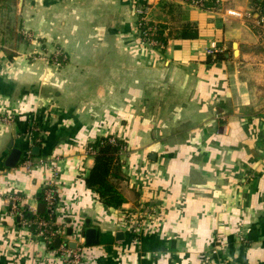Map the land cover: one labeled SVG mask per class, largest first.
<instances>
[{
    "label": "crops",
    "instance_id": "1",
    "mask_svg": "<svg viewBox=\"0 0 264 264\" xmlns=\"http://www.w3.org/2000/svg\"><path fill=\"white\" fill-rule=\"evenodd\" d=\"M31 2L42 5L30 8L34 32L68 58L37 70L16 57L13 77L0 68V112L11 117L0 121V264H66L57 239L82 245L81 264H264V31L246 15L257 0L207 8L148 0L149 18L171 33L161 49L141 42L136 0ZM185 23L197 37L177 36ZM211 42L218 59L204 51ZM108 135L127 148L119 208L85 182L88 147ZM13 147L22 157L9 167ZM28 158L58 163L64 233L53 246L5 201L14 194L47 210L39 203L51 172L45 164L28 172ZM140 164L141 184L133 178ZM132 212L143 218L137 236L125 218ZM89 227L96 242L85 240Z\"/></svg>",
    "mask_w": 264,
    "mask_h": 264
},
{
    "label": "built area",
    "instance_id": "2",
    "mask_svg": "<svg viewBox=\"0 0 264 264\" xmlns=\"http://www.w3.org/2000/svg\"><path fill=\"white\" fill-rule=\"evenodd\" d=\"M203 0H194V3L197 4L202 2ZM257 5L255 7L254 12H248L247 17L253 18L254 23L261 27L264 31V0H257ZM150 3L148 0H136L135 11L138 13L137 22H136V31L141 39V42L148 47L153 48H164V45L158 42L153 38L154 29L149 27L142 29L141 26L143 21L149 19V10ZM255 15V16H253ZM219 46L216 42H211L210 44L204 47V51L207 54L213 55L218 52ZM11 120L10 115H5L2 111L0 112V121L8 122ZM110 141L115 142L114 137L110 138ZM88 152L90 154L94 153V149L92 146L88 147ZM30 155V154H29ZM28 155V156H29ZM47 162V163H46ZM44 161L40 160L35 163L31 158L25 160L24 164L26 166V170L31 172L36 165L45 164L50 170L51 174L46 179L44 183L43 192H42V200L46 204L47 210L50 216H54L55 220L52 218H43L38 216V210L36 207L28 205L26 207L20 204V197L18 195H9L5 201L9 206L10 212L19 219V223L23 227L32 228L37 236L41 237L47 243H51L57 237H60L64 231L60 226L56 224V212H57V202H58V193L59 189L57 186V180L59 177V169L58 163L56 161ZM26 212L30 215H33V218L26 217ZM148 210L143 211V216L146 215ZM141 216H136L133 212L127 213L125 215L126 221H128L132 226V232L137 236L139 234L140 229L143 225V218ZM78 239L83 241V237H79ZM55 253L63 260L66 264H81L83 262L84 252L82 245L75 244L72 246L68 241H62L58 246L55 247Z\"/></svg>",
    "mask_w": 264,
    "mask_h": 264
},
{
    "label": "rangeland",
    "instance_id": "3",
    "mask_svg": "<svg viewBox=\"0 0 264 264\" xmlns=\"http://www.w3.org/2000/svg\"><path fill=\"white\" fill-rule=\"evenodd\" d=\"M32 4L34 9L42 6L38 2H31V0H8L0 10V68L1 73L6 77L14 76L13 61L16 57H19L18 60L23 59L30 64L35 63L37 70H40L41 66L46 65L47 62L50 66L54 64L56 68H61L68 58L65 49L34 32L33 28L37 27L35 26L37 23H31L30 8ZM135 17L137 22L138 13L136 11ZM163 116L169 117L170 115ZM175 131L174 128L167 130L168 134ZM136 136L137 133H133V137L136 138ZM125 149L127 148L124 143L123 154L126 152ZM140 167L141 164L136 169L139 174L133 178H136L137 183L140 181L141 184V181L144 180L140 177L144 176L145 170Z\"/></svg>",
    "mask_w": 264,
    "mask_h": 264
},
{
    "label": "trees",
    "instance_id": "4",
    "mask_svg": "<svg viewBox=\"0 0 264 264\" xmlns=\"http://www.w3.org/2000/svg\"><path fill=\"white\" fill-rule=\"evenodd\" d=\"M6 1L8 0H0V10L5 6ZM188 1L194 3V0ZM257 4L256 2V5ZM196 5L202 8L216 6V4H212V0H203ZM149 27L154 29L153 38L165 46L169 36H171V33L168 31V25L149 18L143 21L141 28H146L147 30ZM197 35L198 31L193 23L183 24L177 32V36L180 38H195ZM215 55L217 59L220 58V53H216ZM210 59H212V56H210ZM39 134L40 132L38 131L35 136L41 139L42 135ZM111 137L112 136L109 135L101 136L90 144L94 149V153L92 154L94 157V164L90 168L85 182L90 189L97 193L99 199L105 205L112 208H119L126 201V197L121 189V183L126 179V174L123 170V162L121 160L124 141L114 138L115 142H112L110 141ZM38 216L55 220L54 216L52 217L49 215L48 210L45 212H38ZM26 217L33 218V215L26 212ZM54 240L50 243L52 246L55 243Z\"/></svg>",
    "mask_w": 264,
    "mask_h": 264
},
{
    "label": "water",
    "instance_id": "5",
    "mask_svg": "<svg viewBox=\"0 0 264 264\" xmlns=\"http://www.w3.org/2000/svg\"><path fill=\"white\" fill-rule=\"evenodd\" d=\"M38 146H36L34 148V152H36L38 150ZM22 157V150L18 147H13L11 149V152L9 153V155L6 158L5 164L9 167H13L15 166L19 160ZM45 203L41 202L39 203V211H44V207H45ZM87 243H93L96 242V229L89 227L86 229V238H85ZM60 243V239H57V244Z\"/></svg>",
    "mask_w": 264,
    "mask_h": 264
}]
</instances>
